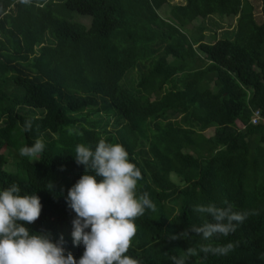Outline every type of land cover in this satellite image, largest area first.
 <instances>
[{
    "label": "trees",
    "instance_id": "trees-1",
    "mask_svg": "<svg viewBox=\"0 0 264 264\" xmlns=\"http://www.w3.org/2000/svg\"><path fill=\"white\" fill-rule=\"evenodd\" d=\"M258 1L260 22L248 0H0V9L15 5L0 13V190L16 183L22 195L40 197L42 213L26 225L32 233L49 232L54 241L62 234L66 254L82 256L65 198L85 173L75 146L94 148L103 138L125 147L143 175L137 193L147 191L157 206L136 219L127 255L140 264H174L171 257L189 247L232 242L225 256L198 251L187 264H264V124H250L253 109L264 116ZM73 14L89 20L86 30L70 27ZM213 16L234 22L244 42L230 40L231 33L216 40L213 31L208 43H197L198 34L221 28L204 26ZM189 42L196 51L183 54ZM206 90L210 98L202 102ZM70 127L83 135H69ZM209 128L215 133L207 138ZM37 139L45 143L39 160L21 157L19 149ZM230 156L240 166H231ZM225 201L259 215L228 237L170 239L210 220L194 205Z\"/></svg>",
    "mask_w": 264,
    "mask_h": 264
},
{
    "label": "clouds",
    "instance_id": "clouds-1",
    "mask_svg": "<svg viewBox=\"0 0 264 264\" xmlns=\"http://www.w3.org/2000/svg\"><path fill=\"white\" fill-rule=\"evenodd\" d=\"M174 1L184 3V0ZM17 2L32 4V0ZM14 6L8 10L0 9V13L7 15ZM255 110L259 109H253V112ZM237 126L243 128L240 122ZM31 128L32 121L26 120L23 130L30 131ZM67 131L69 135H83L71 127ZM207 131L212 134H205ZM214 133L213 128L203 132L207 138ZM44 150L45 143L37 139L31 146H22L19 155L38 161ZM74 158L78 165L84 166L85 173L68 189L65 199L68 208L75 213L71 221L72 242L74 246H83L82 256L77 260L71 252L66 254L62 234L54 241L49 232L30 231L26 225L39 219L43 208L41 199L36 194L22 195L19 185L12 183L0 190V264H140L139 260L126 254L137 234L135 221L146 211L157 210L147 191L137 193L138 181L143 179L141 170L130 161L122 144L110 143L103 138L94 148L78 143ZM224 204L225 207L214 203L194 205V212L210 217V220L173 234L170 239L187 238L190 233L202 236L205 241L228 237L250 216L259 215L255 209L235 211L228 201ZM235 247L232 242L201 244L199 250L189 247L179 257L172 256L171 259L174 264H187L188 258L197 255L198 251L205 256H225Z\"/></svg>",
    "mask_w": 264,
    "mask_h": 264
},
{
    "label": "rangeland",
    "instance_id": "rangeland-1",
    "mask_svg": "<svg viewBox=\"0 0 264 264\" xmlns=\"http://www.w3.org/2000/svg\"><path fill=\"white\" fill-rule=\"evenodd\" d=\"M254 7H255V18L257 20V22H260V7H259V1L258 0H248ZM179 2V1H176ZM58 3L57 2H52L49 5V9L51 12H54L56 9H58ZM227 14L231 15V10L227 9ZM73 20H71V22H69L70 27L75 30V31H84L86 30V23L89 21L87 18H81L82 16L78 15V14H73L72 15ZM211 23V22H215L216 24H218V26H220L221 28L216 29V27H212L211 30H207L204 33L198 34V40L197 43H208L211 40V33L214 31L216 32V40L217 39H222L227 37L226 34H230L232 35V37H230V40H234L236 41L238 44H242L243 38L236 32L235 29V25L234 22L230 23V21L228 20H222L220 19L218 16H213L212 18H207L203 24L205 27H207V23ZM191 26L188 27V29H190ZM194 30V28H193ZM196 44H192L191 42H189V44L186 45V47L181 50V52L183 54H193L196 51ZM172 72V68H165L164 70V74L165 75H169ZM224 82V81H223ZM204 96L202 97V102H207L210 98V92L209 90L204 91ZM205 134H212V131H207ZM233 147H230L228 149L232 150ZM229 162L231 166H240V163L237 161V159L235 158V156H230L229 157Z\"/></svg>",
    "mask_w": 264,
    "mask_h": 264
},
{
    "label": "built area",
    "instance_id": "built-area-1",
    "mask_svg": "<svg viewBox=\"0 0 264 264\" xmlns=\"http://www.w3.org/2000/svg\"><path fill=\"white\" fill-rule=\"evenodd\" d=\"M250 123L254 126L259 125V124H264V117L261 115L259 110H255L253 112V116L251 118Z\"/></svg>",
    "mask_w": 264,
    "mask_h": 264
}]
</instances>
